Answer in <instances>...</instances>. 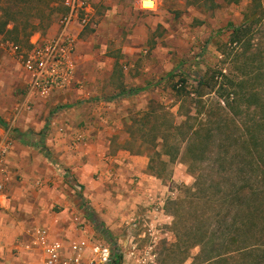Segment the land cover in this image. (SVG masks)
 Returning a JSON list of instances; mask_svg holds the SVG:
<instances>
[{
	"label": "rangeland",
	"instance_id": "obj_1",
	"mask_svg": "<svg viewBox=\"0 0 264 264\" xmlns=\"http://www.w3.org/2000/svg\"><path fill=\"white\" fill-rule=\"evenodd\" d=\"M249 1L163 0L159 5L166 10L164 14L167 17H164V22H160V6L150 11L141 8L133 0H121L123 9L128 11L129 21H124V26L117 29L108 23L102 28L96 26L97 21L103 19L111 9L107 3L97 6V18L93 20L96 27L90 25L83 39L92 52L107 58L109 77L103 85L104 93L86 99L94 103L95 110L102 112L101 117L93 116L91 119L104 123L100 127L107 136L112 135L113 147H123L131 154L147 158L144 172L148 177L158 179L160 189L145 195L136 188L134 192H125L126 205L122 206L121 211L113 210L111 204H85L93 219L104 227L103 238L110 244L114 254L122 256L119 264H131L136 258L145 255H154L155 264H195L202 251L201 243L197 240L202 238L207 241L215 228L209 211L203 213L196 206L199 204H185L180 211L179 204H174L185 195V186L194 185L200 172L191 165L185 145L181 146L178 157L169 166L162 168L156 165L158 172L163 170V176H158L149 170V155L132 153L125 143L130 140L131 132L140 128L133 122V116H140L139 113L151 108L159 105L165 107L175 115L177 124L185 120L186 107L181 109L179 99L180 90L185 92L182 79L187 77L188 85L185 88L193 91L194 86H197L196 77L217 67H228V64H221L225 58L222 43L229 38L226 28L230 21L235 24L242 21V12ZM57 15L54 14L52 22L56 21ZM147 16H150L147 20H141ZM138 22L146 25L148 30L142 24L137 26ZM5 32L0 31V116L9 123L8 128H20L14 121V105L17 102H24L25 105L29 103L27 88L21 68L10 52L2 48L1 43L12 40L25 46L26 35ZM113 73L114 76L111 75ZM133 87L144 89L133 95L116 97L123 89ZM209 96L215 97L210 94L204 98ZM61 97L57 105L59 107L82 103L80 97L74 99L68 94ZM192 111L194 113L195 110ZM104 113L109 118L105 119ZM32 138L35 137L30 134L26 139L32 141ZM163 158L169 160L167 156ZM134 177L133 184L137 186L140 176ZM103 184L105 196H110L113 202L119 204L118 184L110 181H104ZM150 227H153L154 235L149 233ZM179 231L181 238L190 236L186 239L188 243L179 244ZM201 233L204 236L191 238ZM152 242H156L155 250L144 253V248ZM135 244L137 252L131 255Z\"/></svg>",
	"mask_w": 264,
	"mask_h": 264
},
{
	"label": "trees",
	"instance_id": "obj_2",
	"mask_svg": "<svg viewBox=\"0 0 264 264\" xmlns=\"http://www.w3.org/2000/svg\"><path fill=\"white\" fill-rule=\"evenodd\" d=\"M64 9L61 0H0V31L26 35L28 44L34 32H47L54 14ZM242 14L239 24L229 22V38L222 43L221 64L228 67L196 77L193 91L185 88L187 77L182 79L185 120L177 124L165 107L151 108L133 116L140 128L125 143L132 153L148 154L149 170L158 176L163 170L156 165L166 168L186 146L191 165L200 172L174 204L179 211L185 204H199L215 223L207 241L197 240L202 251L195 264H264V0H250ZM142 89H123L116 96ZM210 94L216 98H204ZM196 236L204 233L191 238ZM187 238L179 231V244L188 243ZM121 259L114 254L112 262Z\"/></svg>",
	"mask_w": 264,
	"mask_h": 264
},
{
	"label": "crops",
	"instance_id": "obj_3",
	"mask_svg": "<svg viewBox=\"0 0 264 264\" xmlns=\"http://www.w3.org/2000/svg\"><path fill=\"white\" fill-rule=\"evenodd\" d=\"M105 3L111 9L97 25L94 21L91 25L102 28L108 23L117 29L129 21L121 0H93L95 19L97 6ZM164 13L166 10L160 6V22L167 17ZM139 24L148 30L146 25ZM57 27L56 21L52 22L47 34L55 33ZM89 27L81 30L78 40L79 87L45 98L30 90L28 73L17 63L24 75L31 108L24 102L14 105V121L20 128H8L9 123L0 116L3 122H0V147L8 144L10 148L5 161L0 160V177L6 183L5 193L0 196V252L8 254L19 234L29 226L54 223L58 213L55 206L69 212L81 204H111L113 210L121 211L126 205L125 192H134L136 188L145 195L160 190L158 179L144 172L147 158L131 154L123 147H113L112 135L107 136L100 127L104 123L91 119L101 117L102 112L86 99L104 93L109 73L107 58L92 52L83 39ZM67 94L74 99L80 97L82 103L57 106L61 96ZM103 116L109 118L107 113ZM30 134L35 137L32 141L26 139ZM136 175L140 176L137 186L133 184ZM104 181L118 184L119 204L105 196Z\"/></svg>",
	"mask_w": 264,
	"mask_h": 264
},
{
	"label": "built area",
	"instance_id": "obj_4",
	"mask_svg": "<svg viewBox=\"0 0 264 264\" xmlns=\"http://www.w3.org/2000/svg\"><path fill=\"white\" fill-rule=\"evenodd\" d=\"M141 8L153 11L163 0H134ZM151 6H147V3ZM64 11L57 15L53 34L34 32L23 46L12 40L1 44L29 76V88L45 98L68 91L80 84L77 78V49L81 30L94 20L93 0H61ZM27 108H31L28 103ZM9 146L0 147V160L5 161ZM6 183L0 177V196ZM69 212L55 206L52 224H34L24 229L8 254L0 252V264H111L114 252L103 238L104 227L89 214L85 204ZM154 235L153 227L148 229ZM152 242L146 254L155 250ZM137 252L136 244L130 253ZM130 255V256H131ZM131 264H155L154 255L136 258Z\"/></svg>",
	"mask_w": 264,
	"mask_h": 264
}]
</instances>
